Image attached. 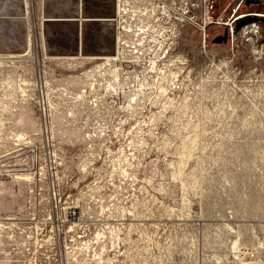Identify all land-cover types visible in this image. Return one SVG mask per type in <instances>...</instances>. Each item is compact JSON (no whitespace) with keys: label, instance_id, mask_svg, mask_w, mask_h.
Returning a JSON list of instances; mask_svg holds the SVG:
<instances>
[{"label":"rangeland","instance_id":"374dc122","mask_svg":"<svg viewBox=\"0 0 264 264\" xmlns=\"http://www.w3.org/2000/svg\"><path fill=\"white\" fill-rule=\"evenodd\" d=\"M81 1L83 16L116 18L115 0ZM144 1L121 4L119 27L82 22L80 45L78 23L42 21L39 0H0V222L17 219L1 234V264H96L101 246L97 264H264V33L233 28L240 3L260 17L264 4ZM78 2L44 0V17L75 20ZM151 3L156 18L139 22ZM117 27L122 51L106 67L116 92L95 72L101 61L47 59L113 56ZM29 29L44 34L47 58L32 38L26 53ZM52 113L62 200L77 207L63 231L43 224L46 196L13 177L33 172ZM87 240L86 257H72Z\"/></svg>","mask_w":264,"mask_h":264},{"label":"bare ground","instance_id":"6f19581e","mask_svg":"<svg viewBox=\"0 0 264 264\" xmlns=\"http://www.w3.org/2000/svg\"><path fill=\"white\" fill-rule=\"evenodd\" d=\"M40 2H39V5L41 4V6H39V9H40V11H41V15H42V21H57V22H77L78 23V26H79V24H80V27H79V33H78V36L80 37V45H82V31H83V24H82V22H85V23H92V22H103V23H106V22H114V21H117V26L119 27L120 25H118V24H120L121 22H123L124 21V19H123V17H124V15H127V11L125 10V9H123V8H121V4L122 3H125L126 2V0H115V2L117 3V8H116V11H115V19H112V18H108V17H93V16H83V12H82V10H81V12L79 13V11H78V14H77V17H76V19L74 20V19H66V18H64V19H56V18H53V19H50V18H45L44 17V0H39ZM148 2H151V0H145L144 1V3L145 4H147ZM25 4L27 5V3L25 2ZM42 4H43V7H42ZM144 4V5H145ZM152 4V8H151V12H147V8L146 7H144L143 8V10L140 12V21L139 22H143V21H147V20H154L155 18H156V12H158L159 10H160V8H159V6L158 5H154L153 3H151ZM30 5H33V4H30ZM161 10H162V14H166L167 12V10H166V8L165 7H162L161 8ZM135 12V10H133V13ZM147 25V24H146ZM146 25L144 26L145 28L144 29H146L147 27H146ZM122 26V25H121ZM118 27H117V38H116V54L115 55H113V56H97V57H90V58H87V57H84L83 55H82V53H80V48H79V53L76 55V56H68V57H70V58H68V57H63V56H60V57H54V58H47V54H46V45H45V42H44V34L43 33H40L39 35V38H36L35 40L33 39V35H32V33H31V30L29 29V34H28V36H29V42H28V45H27V48H28V52H26L27 54L28 53H31V49H32V40H31V38L33 39V43H34V48L36 49H38L39 47L41 48V52L45 55V58H47V59H51V60H54V59H57V60H60V59H69V61L70 60H75V61H77V60H79L80 58H82V59H86V60H88V61H90V62H95V61H101L102 63H99L98 65H96L95 67H97L96 69H95V72H97V74H98V72H100L101 70H106V74H109L111 77H112V82L114 83V85L112 86V87H110L111 89H113L115 92H116V87H119V75H118V71H117V69L116 70H113V68L111 67L110 69L109 68H107L106 69V67L107 66H111L112 64H113V62H115V61H118L119 60V57H120V55H119V53L122 51V48H121V46L123 45V43L121 42V43H119L120 41V39H119V31H118ZM122 28V27H121ZM143 28V27H142ZM124 29V28H123ZM123 31V30H122ZM128 31V30H127ZM143 31V30H142ZM159 33V32H158ZM163 34H164V32H163ZM137 35V34H136ZM148 36V35H147ZM162 36V35H161ZM144 37V36H143ZM165 37V36H164ZM146 39V38H145ZM156 39V38H155ZM163 39V38H162ZM161 39V40H162ZM165 41V40H164ZM143 42V41H142ZM155 42V41H154ZM159 42V41H158ZM163 43V42H162ZM139 45V44H138ZM140 45L142 46L143 45V43H140ZM139 45V46H140ZM160 45V44H159ZM135 47V46H134ZM82 48V47H81ZM161 49V48H160ZM138 50V49H137ZM137 50L134 48V50H133V53L135 54V53H138L137 52ZM25 53V54H26ZM166 53V52H165ZM24 54V55H25ZM21 57V56H20ZM36 57V56H35ZM35 57H31V59L30 60H25V61H30V62H33L34 63V65H36V61H35ZM139 58V57H138ZM159 58V57H158ZM161 58V57H160ZM82 59H80V60H82ZM24 61V60H23ZM137 61V60H136ZM139 61V60H138ZM158 61V60H157ZM179 61V60H178ZM20 62H21V60H20ZM89 62V63H90ZM125 62H128V63H134V65H136V66H138V64L135 62V61H130V60H127V61H125ZM152 64V67H151V69H152V71L153 70H155V68H156V61H154L153 60V62L151 61V63H150V65ZM114 66V65H113ZM164 68V67H163ZM159 69V68H158ZM156 71V70H155ZM160 71V70H159ZM162 71V70H161ZM170 71V70H169ZM172 71V70H171ZM42 72V71H41ZM163 72V71H162ZM173 72V71H172ZM156 73H158V72H156ZM178 73V72H177ZM94 74L95 73H93V75L92 76H90V75H88V73L86 72L85 74H84V76L86 77V78H92L93 76H94ZM163 74V73H162ZM162 74H161V76H162ZM175 74H176V72H175ZM158 75V74H157ZM171 75V74H170ZM169 75V76H170ZM166 76V75H165ZM168 76V77H169ZM173 76V75H172ZM175 76V75H174ZM173 76V77H174ZM164 77V76H163ZM176 77V76H175ZM170 78V77H169ZM168 78V79H169ZM160 79V78H159ZM162 79V78H161ZM160 79V80H161ZM171 79V78H170ZM168 81V80H167ZM164 82V81H163ZM166 82V81H165ZM48 83V82H47ZM160 83V82H159ZM27 84V83H26ZM24 85H25V83H24ZM154 85V84H153ZM116 86V87H115ZM165 86V85H164ZM164 86H160L159 88H160V90H161V92H165V90L163 89V87ZM158 87V86H157ZM90 88H94V84L93 83H91L90 84ZM142 88V87H141ZM22 90V89H21ZM141 90V89H140ZM23 91V90H22ZM21 91V92H22ZM166 92H167V90H166ZM156 93V92H155ZM160 93V92H159ZM24 94H25V92H24ZM165 94V93H164ZM5 95H7V94H5ZM134 95V94H133ZM25 97V96H24ZM158 97V96H157ZM156 97V98H157ZM137 95H134L133 97H131L130 99H129V104H130V106H131V101L133 100L134 101V103L137 101ZM81 99V98H80ZM166 99V98H165ZM168 102V101H167ZM6 106V105H5ZM50 107H51V105H50ZM4 108V107H3ZM50 126H51V131H52V139H54L55 138V136H56V131H58V129H57V127H56V125H54V119H53V113H52V118H51V123H50ZM38 130L36 129L33 133H34V135L36 134V132H37ZM17 136H18V139H21V138H23L21 135H18L17 134ZM28 143L27 144H29V143H31L32 141H33V138H31V136L29 137L28 136ZM23 140V139H22ZM18 141H20V140H18ZM20 171H27V170H20ZM13 177L14 178H16V177H20L21 179H22V181L27 185V183L30 181V176L28 175V174H26V173H21V174H14L13 175ZM17 220V219H16ZM16 220H14V219H6V220H4V221H1L0 222V245H2L3 243H2V240H1V234L3 233V232H5L4 230H12V228H14V226L16 225L17 226V223L15 222ZM74 226H78V224H74L73 223V225H72V229H73V227ZM36 227H38V226H36ZM72 229H71V231H72ZM7 232V231H6ZM5 232V233H6ZM8 233V232H7ZM10 234V233H9ZM95 234V233H94ZM100 235V234H99ZM103 235H101V237H102ZM10 237H12V236H10ZM101 237L100 238H98V239H96L95 237H94V235H93V237H92V239L91 240H96V241H98V240H100L101 239ZM13 238V237H12ZM46 240H44V242H45ZM35 244L36 245H38L39 244V241H38V239L36 238V241H35ZM77 252H74V255L72 256V257H75V255L76 254H78V253H81V252H83L84 253V256L83 257H86V253L88 252L89 253V250L92 248V246L90 245V240H87V241H80L79 243H77ZM36 248V247H35ZM107 250L105 249V246H101L100 247V250H99V252L97 251H95V252H93V254L92 255H90V256H88V257H90V259H89V261H91V260H93V261H95V263L97 264L98 262H99V257H104V253L106 252ZM0 253H3V254H7V252H6V250H4L3 248H1L0 247ZM69 254V252H67V255ZM92 256V257H91ZM83 260H86V259H84L83 258ZM0 264H1V261H0ZM69 264H79L78 263V261L76 260V258H73V262H69ZM100 264H102V263H100Z\"/></svg>","mask_w":264,"mask_h":264},{"label":"built area","instance_id":"2783aa9c","mask_svg":"<svg viewBox=\"0 0 264 264\" xmlns=\"http://www.w3.org/2000/svg\"><path fill=\"white\" fill-rule=\"evenodd\" d=\"M78 1V11L80 13L82 1ZM257 1L264 3V0ZM42 29L41 27V32ZM43 132L45 134L43 148L41 152L38 151L36 146L30 149L29 165L33 172L26 174L30 176L29 183L32 187L30 193L37 194L40 198H43V196L47 198L48 211L43 220V224L51 225L52 227L55 226L57 230L61 229L63 231L67 224L75 220L77 207L73 205L71 200L68 202L62 200V190L58 176L59 163L57 162L55 145L53 144L52 131L49 123L44 124ZM72 225L73 223L68 227V232L71 231Z\"/></svg>","mask_w":264,"mask_h":264},{"label":"flooded vegetation","instance_id":"af4514ba","mask_svg":"<svg viewBox=\"0 0 264 264\" xmlns=\"http://www.w3.org/2000/svg\"><path fill=\"white\" fill-rule=\"evenodd\" d=\"M243 1H244L243 7L244 6L246 7V5H253V4H256L259 2L257 0H243ZM250 1H252L253 3ZM212 4L214 5L215 8H218L219 6L224 5L225 3L223 0H214V1H212ZM240 6H241V3L237 6L236 10H234V12H233V15H235V19L233 20V24H234L233 28L236 29L238 32L242 28L247 27L251 24H254V25H257L259 27V31L261 33H264V17L253 15L252 13H249V12H242V9ZM244 13H246V14H244ZM250 18L254 19V20H252L251 22H248L249 21L248 19H250ZM222 25H224V24H222ZM231 33H232V31H231ZM261 40H262V37H260V39H257V44L259 42H261Z\"/></svg>","mask_w":264,"mask_h":264},{"label":"water","instance_id":"95a60500","mask_svg":"<svg viewBox=\"0 0 264 264\" xmlns=\"http://www.w3.org/2000/svg\"><path fill=\"white\" fill-rule=\"evenodd\" d=\"M248 20H249L248 22H251V21L254 20V19H251V18H250V19H248Z\"/></svg>","mask_w":264,"mask_h":264},{"label":"trees","instance_id":"16d2710c","mask_svg":"<svg viewBox=\"0 0 264 264\" xmlns=\"http://www.w3.org/2000/svg\"><path fill=\"white\" fill-rule=\"evenodd\" d=\"M243 6V5H242ZM234 31H236L237 32V30L236 29H234Z\"/></svg>","mask_w":264,"mask_h":264}]
</instances>
